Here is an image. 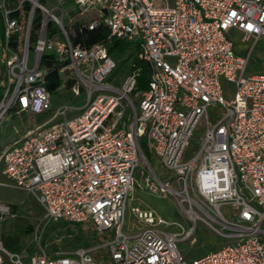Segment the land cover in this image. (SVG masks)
I'll return each mask as SVG.
<instances>
[{
	"label": "built area",
	"instance_id": "built-area-1",
	"mask_svg": "<svg viewBox=\"0 0 264 264\" xmlns=\"http://www.w3.org/2000/svg\"><path fill=\"white\" fill-rule=\"evenodd\" d=\"M70 1L80 15L96 12L90 28L103 23L109 41L138 45L149 88L136 105L137 73L109 80L117 62L108 43L74 45L65 11L50 0H0V124L11 112L49 117L5 146L2 174L37 199L45 219L92 222L101 241L49 247L38 229L35 248L13 251L0 236V264H264V73H248L264 39V0ZM46 53L60 64V88L73 82L81 105L54 104ZM224 81L233 87L225 91ZM140 164L144 188L174 197L188 228L133 205L147 227L124 233ZM198 224L227 241L188 260L177 243H195ZM172 225L180 232L161 228Z\"/></svg>",
	"mask_w": 264,
	"mask_h": 264
},
{
	"label": "rangeland",
	"instance_id": "rangeland-1",
	"mask_svg": "<svg viewBox=\"0 0 264 264\" xmlns=\"http://www.w3.org/2000/svg\"><path fill=\"white\" fill-rule=\"evenodd\" d=\"M52 3L60 6L66 13L65 22L67 27H70L71 22L76 17H79V12L74 4L69 0H50ZM85 19L97 18L96 12L91 11L83 16ZM236 32H231L235 35ZM239 41V37L235 38ZM257 53L249 66L248 73L258 71L264 73V39H262L258 46ZM123 74L117 78L120 85ZM225 91L231 89L232 84L223 82ZM233 92H225V96L230 97ZM84 98V97H83ZM83 98H74L70 86H64L53 94V102L55 105L69 104L81 105ZM133 98L138 105L141 98V93L133 95ZM48 116H34L29 113L11 112L6 119L0 124V155L6 145L11 144L15 139L23 135L28 129H33L43 125ZM204 120H201L196 127L192 137L193 144H198L203 136ZM153 166L156 171L161 174V178L166 182L170 181L173 173L167 172L163 166L159 165L157 160L153 159ZM143 166L140 164L136 171V177L140 181L141 186L137 187L133 193V201L128 204L124 233L127 236H133L146 229V225L142 224L131 211V207L140 206L143 210H152L155 216L161 217L172 222H180L188 228L190 223L185 220L182 214L181 206L174 197H163L158 193H153L144 188L142 171ZM174 186H178L173 181ZM9 208V212H3ZM222 210L228 212L229 208L223 206ZM28 227L31 228L30 231ZM168 232H180L177 226H162ZM39 229V235L42 236L43 242H47L49 247L57 246L61 248H75V247H96L100 245V235L92 222L82 225H72L64 221H48L44 218V212L38 203L37 199L30 193L20 190L15 187L2 174V166L0 163V236L3 241L5 238H10L12 244L18 247V250L35 248L34 235ZM195 243L190 239H182L177 243L178 249L185 259L191 260L204 255L208 252L218 250L226 243V239L222 238L216 231L211 230L202 224H198Z\"/></svg>",
	"mask_w": 264,
	"mask_h": 264
},
{
	"label": "trees",
	"instance_id": "trees-1",
	"mask_svg": "<svg viewBox=\"0 0 264 264\" xmlns=\"http://www.w3.org/2000/svg\"><path fill=\"white\" fill-rule=\"evenodd\" d=\"M70 1V0H69ZM80 15L71 22L70 27H67L69 37L74 45L81 47L90 48L96 44L108 43V53L117 62V68L110 76L109 80H116L122 74L125 76L129 73H137V87L133 90V95L142 93L148 90L149 80L151 76V65L146 60L140 58V50L138 45L112 38L109 41L110 30L107 26L101 23L95 28H90V23L95 19H85ZM55 27L50 25V36L54 33ZM2 33V32H1ZM16 38V35H14ZM42 65L50 68L47 73V88L52 93L58 92L59 88L63 84V78L59 73L60 64L54 53H46L43 55ZM73 82L68 85L71 86ZM143 151L150 162L153 161V153L147 147L145 141H141ZM79 225V224H77ZM31 228L28 227L27 231ZM5 245L13 251H19L18 247L13 245L10 238H5ZM57 247V246H51Z\"/></svg>",
	"mask_w": 264,
	"mask_h": 264
}]
</instances>
